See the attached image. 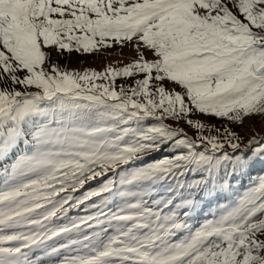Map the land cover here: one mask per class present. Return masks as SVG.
<instances>
[{
  "label": "snow or ice",
  "instance_id": "snow-or-ice-1",
  "mask_svg": "<svg viewBox=\"0 0 264 264\" xmlns=\"http://www.w3.org/2000/svg\"><path fill=\"white\" fill-rule=\"evenodd\" d=\"M256 115L264 0H0V264H264Z\"/></svg>",
  "mask_w": 264,
  "mask_h": 264
},
{
  "label": "rangeland",
  "instance_id": "rangeland-1",
  "mask_svg": "<svg viewBox=\"0 0 264 264\" xmlns=\"http://www.w3.org/2000/svg\"><path fill=\"white\" fill-rule=\"evenodd\" d=\"M135 58V51L130 46H124L123 48L116 46L107 50H104L102 54H85L79 55L75 52L71 54H66L63 59L60 57H56L54 62H58L61 66H67L69 69H84V68H92L95 70H103L106 64L116 65L117 61L120 62L121 65H126L131 62ZM149 58H151L149 56ZM131 83V80H126L125 78H118L116 84L119 86L121 84ZM201 120L211 124V125H226L227 121L214 118L201 116L199 117ZM189 135H195V132L192 128H188ZM235 130L240 132L241 135L245 137H250L252 135H256L257 137L264 136V117L261 116H252L249 119L244 121V127H235ZM246 142V140H245ZM203 222L200 217H196L190 223L194 226L199 225Z\"/></svg>",
  "mask_w": 264,
  "mask_h": 264
},
{
  "label": "trees",
  "instance_id": "trees-1",
  "mask_svg": "<svg viewBox=\"0 0 264 264\" xmlns=\"http://www.w3.org/2000/svg\"><path fill=\"white\" fill-rule=\"evenodd\" d=\"M261 169H262V166L261 165H257L255 171L252 174V179H255L258 175L264 174V172H262ZM248 183H249V179L248 178H245V180L243 182V186L246 187L248 185ZM242 190H243V188H241V191ZM219 203L221 205H223V204L227 203V201H225L224 199H221ZM215 210H216L215 207H213L212 211H215ZM197 217H200L201 220L202 219L204 220L205 218H209L207 211H205L204 213L200 214Z\"/></svg>",
  "mask_w": 264,
  "mask_h": 264
}]
</instances>
